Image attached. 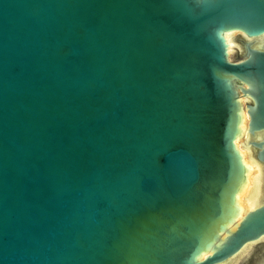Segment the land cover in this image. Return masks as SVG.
Listing matches in <instances>:
<instances>
[{"label": "water", "instance_id": "95a60500", "mask_svg": "<svg viewBox=\"0 0 264 264\" xmlns=\"http://www.w3.org/2000/svg\"><path fill=\"white\" fill-rule=\"evenodd\" d=\"M230 32L264 36V0H0V264H228L264 238L234 146L244 113L264 163V48L230 58Z\"/></svg>", "mask_w": 264, "mask_h": 264}, {"label": "flooded vegetation", "instance_id": "af4514ba", "mask_svg": "<svg viewBox=\"0 0 264 264\" xmlns=\"http://www.w3.org/2000/svg\"><path fill=\"white\" fill-rule=\"evenodd\" d=\"M240 35V34H239ZM263 37V36H262ZM262 37H257L253 39H248L242 35H240V38L236 41V48H238V55L235 58H239L244 54V48L240 45V43L250 42L252 43V46H258L264 48V39L263 43L259 44ZM235 48V47H234ZM243 105L246 104H252V102L249 99H240ZM246 118V117H245ZM259 134L255 135L252 139L257 140ZM244 146L247 147L246 140L243 142ZM249 151V149L247 148ZM249 158H250V152H249ZM260 167H258V171L255 174L256 178H253V197L255 196V199L258 201L264 202V163H258ZM228 264H264V238L260 239L256 243H253L249 246H247L239 255H237L235 258L231 260Z\"/></svg>", "mask_w": 264, "mask_h": 264}, {"label": "bare ground", "instance_id": "6f19581e", "mask_svg": "<svg viewBox=\"0 0 264 264\" xmlns=\"http://www.w3.org/2000/svg\"><path fill=\"white\" fill-rule=\"evenodd\" d=\"M233 36V37H232ZM224 37V41L226 43V52L229 55V53L231 52L234 43V37H235V33H225L223 35ZM263 39L264 36L261 38V41L259 42V44L263 43ZM241 102V100H240ZM246 115L244 113L241 114L240 116V125H239V134L238 136L235 138L234 140V146L237 149L240 157H241V162L244 165V167L249 170V172L244 173L245 177H244V183L241 186L240 190L238 191V193L235 196V202L237 204V207L239 209L238 211V215H237V220L241 217V215L243 214L244 210L249 208V205L252 201V199L248 200V197L246 196V192L252 188L251 185H253V178L255 177L256 172L258 171L257 166L255 165V163H253L251 161V159L249 158V151L248 150H244L242 147L240 148L239 142L241 140H246L247 139V134H246ZM259 137V136H258ZM251 184V185H250ZM250 185V186H249ZM231 262V261H230Z\"/></svg>", "mask_w": 264, "mask_h": 264}, {"label": "rangeland", "instance_id": "374dc122", "mask_svg": "<svg viewBox=\"0 0 264 264\" xmlns=\"http://www.w3.org/2000/svg\"><path fill=\"white\" fill-rule=\"evenodd\" d=\"M233 37V36H232ZM233 43H234V46H233V48H232V50H231V52L229 53V57L230 58H235V57H237V55H238V48H236V41H235V37H234V40H233ZM236 43V44H235ZM235 47V48H234ZM241 102H243V101H241ZM244 142V140H241L240 142H239V145H240V148L242 147L244 150H247V147H245L243 144ZM251 185V184H250ZM249 185V186H250ZM246 196L248 197V200L250 199H252L253 198V190H252V188H250L247 192H246ZM246 211V209L244 210V212Z\"/></svg>", "mask_w": 264, "mask_h": 264}]
</instances>
